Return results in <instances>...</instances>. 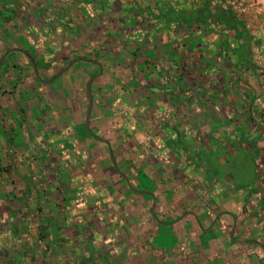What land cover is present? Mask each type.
Returning a JSON list of instances; mask_svg holds the SVG:
<instances>
[{
    "label": "crops",
    "instance_id": "obj_1",
    "mask_svg": "<svg viewBox=\"0 0 264 264\" xmlns=\"http://www.w3.org/2000/svg\"><path fill=\"white\" fill-rule=\"evenodd\" d=\"M98 1L0 0V236L49 264H264V92L238 106L234 60L215 82L207 43Z\"/></svg>",
    "mask_w": 264,
    "mask_h": 264
},
{
    "label": "rangeland",
    "instance_id": "obj_2",
    "mask_svg": "<svg viewBox=\"0 0 264 264\" xmlns=\"http://www.w3.org/2000/svg\"><path fill=\"white\" fill-rule=\"evenodd\" d=\"M203 1V4L199 5L201 10H198L197 15L201 14L202 10L209 11L214 15L220 14L222 10H226L236 20L234 23V31L230 32V36L232 37L228 40V42L236 45L235 41H237L238 38L246 39V42L244 43L246 56L245 64L240 67L241 71L239 73L237 72L234 74V76L231 75L229 77L230 80L232 79L236 81V79L239 78L243 81V83L235 87L236 92L232 93L234 94L233 101L239 106L244 103L248 97L251 98L253 96V102H255V104H260L262 97H256V95H260L261 92H264V0ZM173 2L179 8H184V5L181 2L179 4H177V0H173ZM188 26L189 24L186 27ZM221 37L225 38L226 35H222ZM175 42H183V45L187 44L192 48H194V46L200 42L204 43V33L202 28L200 26L194 25L189 30H184L176 36ZM219 46L218 55H223L224 47H228V44H226V42H220ZM194 50L195 49L192 50V56L195 55L199 57L200 55L198 52ZM183 51L185 52L184 49L182 51L180 50L181 53ZM211 52L212 51L207 50L206 54H203V57H215L214 59L218 58V60L215 62L211 63L209 61L211 63L209 66L212 69H216V71H218L217 75L213 79L214 81H217L219 79L225 78V76H223L221 73V69H231L232 64H228V62L225 64L221 59L222 57H216V55L213 56L210 54ZM206 77L207 76L201 73L198 68L194 69L192 72L188 73V87L193 88L195 85L201 84L204 81L210 79V76L208 77L209 79ZM229 100L232 101V97ZM215 103L220 109L228 104L226 96L219 98L216 97L214 104ZM199 104L201 103L199 102ZM4 237V235L0 236V264H49L50 254L47 255L48 258L44 257L43 259H36L35 257L33 258L32 255L26 254L27 249L25 248V245L27 243H32L33 245V240H26L27 237L25 239H21V237L18 235H13V237H10V239L7 240L4 239ZM42 246V250L44 252L50 253L48 248L49 246L46 244H42ZM22 250H25V252H22Z\"/></svg>",
    "mask_w": 264,
    "mask_h": 264
},
{
    "label": "trees",
    "instance_id": "obj_3",
    "mask_svg": "<svg viewBox=\"0 0 264 264\" xmlns=\"http://www.w3.org/2000/svg\"><path fill=\"white\" fill-rule=\"evenodd\" d=\"M138 2L142 6L139 7V12L137 13L140 15L136 14L135 16H133V20L135 21V23L137 22L149 25L152 23L150 20L151 17H154L155 20L159 22V25L163 26L165 36H167V31H170L171 36H175L179 32L189 30L194 25L200 26L204 33V41L205 43H207V46L212 51H214V53H216L217 50V54H215L216 57H222L221 59L223 60V62H225V59L227 58H229L230 60H234L236 70H239L240 67L245 64L246 56L244 43L246 42V39L238 38V40L235 41L236 45L228 42V40L232 37L230 36V32L234 31V23L236 21L229 12H225L223 13V15L220 14L218 16V22H220L219 24L221 26L220 28L218 26L215 27L217 16L213 15L211 12L202 10V13L197 15V10L200 9L199 4H203V0H177V4L181 2L184 5V8H179L173 2V0H154V14L149 13V11H151V7L147 5V0H138ZM192 2H194L196 5ZM96 3H99V1L96 0ZM101 3L105 5V7H103L104 9H110L111 4L109 0L103 1ZM125 3L126 5L124 6V8L127 7V5H131L130 0H127ZM96 10V7L92 8L93 12H95ZM188 24L189 26L186 27ZM222 35H226V37L222 38ZM217 41H219V43L226 42V44H228V47L227 49L225 48L223 55H218V46L216 44ZM240 84L241 82L237 80L235 81L234 85L230 87H236ZM220 91H222V89Z\"/></svg>",
    "mask_w": 264,
    "mask_h": 264
},
{
    "label": "water",
    "instance_id": "obj_4",
    "mask_svg": "<svg viewBox=\"0 0 264 264\" xmlns=\"http://www.w3.org/2000/svg\"><path fill=\"white\" fill-rule=\"evenodd\" d=\"M2 61L3 60H0V67L2 65ZM31 63L34 67V70H35V73H37L36 71V68L34 66V63L33 61L31 60ZM69 67H66L65 70L61 71L57 77L61 76ZM91 83L92 81H90L88 84H87V93H88V98H89V103H88V108H87V114H86V120H85V123H86V127L88 128L89 126V119H90V115H91V111H92V107H93V101H92V98H91V91H90V86H91Z\"/></svg>",
    "mask_w": 264,
    "mask_h": 264
},
{
    "label": "flooded vegetation",
    "instance_id": "obj_5",
    "mask_svg": "<svg viewBox=\"0 0 264 264\" xmlns=\"http://www.w3.org/2000/svg\"><path fill=\"white\" fill-rule=\"evenodd\" d=\"M192 3L195 4L194 2H192ZM195 5H196V4H195ZM199 5H200V4H199ZM225 12H228V11H226V10H222V11L220 12V14L223 15V13H225ZM197 13H198V10H197ZM220 14L215 15V16H217V19H216V21H215V22H216L215 27L218 26V27L221 28V26H220V24H219L220 22H218V20H219L218 16H219ZM213 15H214V14H213ZM222 30H223V29H222Z\"/></svg>",
    "mask_w": 264,
    "mask_h": 264
}]
</instances>
